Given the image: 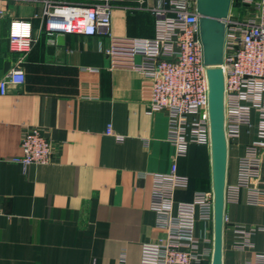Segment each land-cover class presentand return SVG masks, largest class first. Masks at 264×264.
Returning a JSON list of instances; mask_svg holds the SVG:
<instances>
[{
	"label": "crops",
	"instance_id": "0c3cea01",
	"mask_svg": "<svg viewBox=\"0 0 264 264\" xmlns=\"http://www.w3.org/2000/svg\"><path fill=\"white\" fill-rule=\"evenodd\" d=\"M154 4H117L111 37L59 35L52 41L40 29L37 3L4 4L0 80L18 59L9 47L11 22H30L37 41L23 64L25 83L0 95V264H141L142 247L165 237L152 208L154 176L171 172L177 150L167 140L166 114L149 113L150 83L134 71L140 59L131 53L132 39L155 36ZM109 49L116 53L108 56ZM83 68L99 73L86 77ZM110 125L114 136L107 135ZM256 125L254 118L253 128L243 127L229 143L228 185L237 184ZM30 128L53 142L52 164L25 167L16 161ZM177 164L189 183L175 190L176 203L212 191L209 148L193 146ZM225 216L232 225L262 227L264 194L252 205L241 189L237 202H226ZM234 236L226 225L223 264H264L262 232L244 250L236 248Z\"/></svg>",
	"mask_w": 264,
	"mask_h": 264
},
{
	"label": "built area",
	"instance_id": "2783aa9c",
	"mask_svg": "<svg viewBox=\"0 0 264 264\" xmlns=\"http://www.w3.org/2000/svg\"><path fill=\"white\" fill-rule=\"evenodd\" d=\"M0 0V20L7 16ZM29 1V0H26ZM40 7L36 18L40 29L52 41L59 35H111L112 14L123 0H89L70 4L64 0H30ZM149 11L155 17V36L131 40V53L138 57L133 69L150 83L149 113H165L168 142L177 150L168 175L154 176L152 208L159 215V228L165 237L142 247L141 264H204L213 254V193L197 192L191 202L174 201L177 189L188 187L187 177L178 174L177 159L189 155L193 146L210 149V122L207 66L200 39V16L196 0H151ZM225 23L222 68L225 75V116L228 144L241 129H252L257 118V138L246 149L238 164V181L228 185L226 202H237L241 189L248 191V202L258 205L264 194V0H233ZM37 39L32 24L14 20L10 24V51L18 55L15 66L0 80V95L10 87L25 83L23 64ZM115 49L106 51L113 56ZM86 77L99 70L83 68ZM89 79V78H87ZM90 96V95H88ZM92 97V96H90ZM107 135L114 136L112 126ZM120 140L121 138H117ZM25 167L50 165L55 146L38 128H30L21 139ZM0 203V216L2 215ZM234 232L236 248H252L251 237L260 228L225 226Z\"/></svg>",
	"mask_w": 264,
	"mask_h": 264
},
{
	"label": "water",
	"instance_id": "95a60500",
	"mask_svg": "<svg viewBox=\"0 0 264 264\" xmlns=\"http://www.w3.org/2000/svg\"><path fill=\"white\" fill-rule=\"evenodd\" d=\"M233 0H196L200 39L207 68L210 122V166L213 193V254L211 264H223L229 144L226 136L225 75L222 68L225 23Z\"/></svg>",
	"mask_w": 264,
	"mask_h": 264
}]
</instances>
